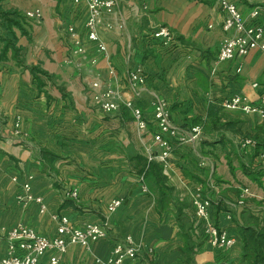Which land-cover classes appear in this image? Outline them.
I'll list each match as a JSON object with an SVG mask.
<instances>
[{
  "label": "crops",
  "instance_id": "crops-1",
  "mask_svg": "<svg viewBox=\"0 0 264 264\" xmlns=\"http://www.w3.org/2000/svg\"><path fill=\"white\" fill-rule=\"evenodd\" d=\"M118 1V14L108 18L115 24L113 30L100 32L107 46V53L100 54L87 41L84 2L0 0L3 9L25 17L24 31L16 30L24 66L11 59V52L7 61L0 60V227L21 224L53 238L58 227L55 217L66 216L79 227L106 222L107 238L90 250L71 246L61 264H108L116 243L127 238L140 249L130 264H187L178 221L181 207L196 243L194 264H245L238 225L245 224L249 215L264 223V147H259L264 119L225 110L222 104L236 94L251 101L264 94V53L253 50L242 59L218 61L226 33L216 0ZM232 1L249 24L254 23L252 10L264 7V0ZM35 11L41 18L26 17ZM257 22L264 26V17ZM155 26L170 28L177 43L167 47L154 39ZM76 39L89 45L86 56L73 54ZM92 59L97 60L95 66ZM32 67L46 76L39 74L38 81ZM138 67L147 75L135 100L148 122L144 134L123 103L116 112L102 111L92 87L95 82L103 90L110 85L129 99L128 74ZM159 100L169 104L170 120L179 135L190 137L192 127L202 128L194 142L164 135L172 147L164 170L172 203L163 213L156 205L154 178L143 182L150 193H144L141 183L150 157L162 151L154 140L159 132L154 104ZM18 121L21 137L13 134ZM245 139L256 145L242 147ZM27 182L32 196L42 199L44 212L36 201L18 200L25 195ZM198 188L213 202L212 222L237 239L233 249L217 250L205 239L193 205ZM67 190L77 191L79 202L66 198ZM244 190L250 195L242 207L238 202ZM117 199L124 203L110 213L109 205ZM6 254L3 243L0 259ZM51 257L47 254L42 264H50Z\"/></svg>",
  "mask_w": 264,
  "mask_h": 264
},
{
  "label": "built area",
  "instance_id": "built-area-1",
  "mask_svg": "<svg viewBox=\"0 0 264 264\" xmlns=\"http://www.w3.org/2000/svg\"><path fill=\"white\" fill-rule=\"evenodd\" d=\"M219 4L221 12L224 15L222 25L226 37L221 44L218 55L219 62H227L234 59H242L253 50H260L264 53V26L258 23V19L264 17V7H256L250 14V20L254 23L249 24L237 5L232 0H216ZM76 3L84 2L88 8V19L85 24L86 37L89 44L95 45L100 54L107 53V46L100 36V32H111L114 23L108 18L118 14V0H75ZM41 12H28L26 17L29 19L41 18ZM106 19V21H104ZM212 26H210L211 28ZM69 33H75L74 28H69ZM153 38L158 40L164 46H173L177 43L176 34L168 27L158 26L153 28ZM76 50L73 52L75 56H86L88 54L89 45H85L81 40L74 41ZM92 66L97 63L96 59L90 60ZM129 89L131 98L125 99L120 96V92L112 86L107 85L102 89L100 82L92 84L96 91V104L104 112L112 113L119 110L121 104L130 110L136 121L137 128L141 134L147 132L148 122L144 114L136 105V99L140 96L141 88L147 82V75L141 67L128 74ZM253 88H258V83H254ZM225 110L242 111L247 114H254L264 119V94L260 95L256 101H251L247 96L236 94L224 100L222 104ZM154 119L157 123L159 132L155 134L154 140L162 148L161 153L156 158L150 157L149 162L155 161L162 163L167 169L169 167V158L172 153V147L164 135L171 137H179L181 142L196 141L201 132L200 126H194L191 129V136L179 135L178 130L172 125L170 120V107L165 101H157L154 104ZM15 137H21L19 121L14 126ZM253 139H245L242 147L255 146ZM29 181L32 177L28 178ZM144 182V176L141 177V183ZM144 193H150L145 184L142 185ZM25 195H20V202L36 201L41 205L42 212L45 206L42 204L41 198H34L31 194L30 183L24 185ZM250 195L249 190H244L242 198L238 202L239 206L245 207V198ZM66 198L79 202V194L75 190H67ZM124 203V199L114 200L109 205V212L117 211ZM213 202L206 199L201 194V188L196 190L193 196V205L195 213L203 225L205 239L212 243L213 247L220 251H229L237 244V239L231 237L227 230L218 228L212 222L210 217V208ZM58 223L57 235L48 238L28 228L24 225H17L12 229L0 227V246L5 243L7 245V254L0 259V264H42V259L49 253H52L50 264H61L63 257L71 246H81L90 250L92 246L108 237V224L89 223L83 227L73 225L68 217H55ZM140 249L135 245L131 238H127L124 242H118L113 248L108 264H130L139 257ZM225 264H231L225 262Z\"/></svg>",
  "mask_w": 264,
  "mask_h": 264
},
{
  "label": "trees",
  "instance_id": "trees-1",
  "mask_svg": "<svg viewBox=\"0 0 264 264\" xmlns=\"http://www.w3.org/2000/svg\"><path fill=\"white\" fill-rule=\"evenodd\" d=\"M25 17L16 10H5L0 6V60L7 61L11 52V59L19 66H24L23 49L18 46V36L16 30L24 31ZM36 79L40 81L39 74L45 75L37 67L31 68ZM264 147V139L259 147ZM51 158H55L49 152H42ZM165 167L158 161L147 162L146 168L142 172L144 180L152 176L158 189L156 205L159 213L169 210L172 203V189L167 185V176L164 174ZM195 179V178H193ZM244 217L247 213L245 212ZM246 223L238 225L242 242V259L245 264H264V223L258 222L253 216L246 217ZM186 214L183 208L178 211V221L180 222V233L185 240L184 256L187 264H194L193 257L196 253V243L193 239L192 228L185 223Z\"/></svg>",
  "mask_w": 264,
  "mask_h": 264
},
{
  "label": "rangeland",
  "instance_id": "rangeland-1",
  "mask_svg": "<svg viewBox=\"0 0 264 264\" xmlns=\"http://www.w3.org/2000/svg\"><path fill=\"white\" fill-rule=\"evenodd\" d=\"M145 185H147V184H145ZM148 186H149V182H148ZM147 187V186H146ZM149 188V187H148ZM245 210H247V209H245ZM120 242H122V241H120ZM124 242V241H123Z\"/></svg>",
  "mask_w": 264,
  "mask_h": 264
}]
</instances>
